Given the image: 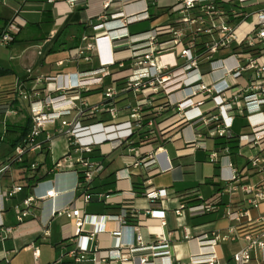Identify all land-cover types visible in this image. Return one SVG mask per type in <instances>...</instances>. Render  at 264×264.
Wrapping results in <instances>:
<instances>
[{
	"label": "built area",
	"instance_id": "1",
	"mask_svg": "<svg viewBox=\"0 0 264 264\" xmlns=\"http://www.w3.org/2000/svg\"><path fill=\"white\" fill-rule=\"evenodd\" d=\"M57 1L47 0L52 4ZM62 1L72 7L78 2ZM133 5L139 8L130 9ZM123 7L119 13L99 16L93 25V35H84L76 48V57L86 62L100 57L98 67L46 76L42 90L18 88V96L29 103L30 127L26 136L0 160V239L8 238L15 228L2 218L5 202L24 187L14 179L5 181V178L17 171L27 174L38 168L39 162L31 160V156L46 153L54 138L62 135L68 142V151L56 161L52 171L62 174L66 166L71 167L70 172L76 178L75 188L81 192L75 200L80 205L71 202L55 207L49 220L59 215L74 222L79 239L73 256L76 261L85 259L95 232L82 234L84 224L92 222L93 217L84 212L83 206L94 197L92 187L96 176L104 170L107 161L125 150L136 158L133 165L144 168L150 177L160 172V153L143 154L137 142L161 138L165 126L159 119L170 114L169 118L178 117L187 148L209 151L212 160L229 159V195L232 198L238 193L244 195V199L229 205L227 216L235 222L233 227L194 237L187 230L184 238L195 239L198 250L182 264H224L218 246L237 241H244L245 245L232 256L236 264H264L255 256L264 250V212L257 216L251 214L253 208L264 203V178L259 182L250 180L252 173L264 172V0H177V9L171 10L175 17L137 34H131L128 26L151 17L149 3L133 0ZM116 17L122 19L123 25L108 29L106 22ZM26 24L21 9H17L0 30V46H10ZM105 43L109 44L111 53L129 52L130 63L115 57L103 61ZM50 83L54 88L49 87ZM95 87L100 90V100L90 103L84 94L93 92ZM122 113L129 115L131 134L117 139L102 159H95L92 154L96 145L82 142L79 136V129L85 128L83 120L107 114L109 119L117 121ZM238 116L245 119L247 131L233 135ZM230 137L238 144L236 152L232 153L227 144L219 150H209V139L229 140ZM244 146H249L252 153L244 156L246 163L239 167L232 155L243 156ZM124 181L129 182L128 187L122 186ZM146 182L148 186L140 192L141 196L153 203L167 198V188H155L150 178ZM117 188L135 192L130 176L118 177ZM31 189L15 206L18 224L34 217L46 200L59 194L51 178L37 182ZM189 195L185 193L184 198ZM200 198V203L192 205L181 200L178 214L188 210L197 216L214 210L221 193L210 198L200 195ZM127 216L125 209L101 215L103 219L114 218L123 226H127ZM144 216L166 223L163 210L149 209ZM134 228L139 229V222ZM121 234V229L113 232L114 236ZM137 241L142 244L140 233ZM120 246L118 254L111 256V262L123 261L136 250L133 243ZM146 248L153 249L154 259L171 251L168 237L162 233ZM38 255L36 251L35 256ZM148 261L149 257L139 259L141 264ZM9 263L7 257L6 264Z\"/></svg>",
	"mask_w": 264,
	"mask_h": 264
},
{
	"label": "crops",
	"instance_id": "2",
	"mask_svg": "<svg viewBox=\"0 0 264 264\" xmlns=\"http://www.w3.org/2000/svg\"><path fill=\"white\" fill-rule=\"evenodd\" d=\"M132 1L78 0L72 7L62 0L53 4L48 2L24 3V0H0V14L4 20L7 18L10 21L17 9H21L23 17L27 15L31 19L22 28L15 43L8 47L0 46V67L12 70L11 74L0 76V107L6 108L0 112V160L12 151L11 144L20 136L13 131L6 132L7 124L22 128L28 126V130L30 127L29 103L17 95L18 88L21 86L28 89L35 87L42 90L46 85V76L81 72L98 67L101 64L98 56H95L92 62L76 57L78 47H72L75 40L81 45L84 35H93V25L99 16L103 13H119L126 3ZM147 2L151 17L132 22L128 26L131 34L145 32L153 25L176 16L171 10L177 9V0H147ZM131 7L130 9H137L139 5ZM4 20L1 21L0 27L3 26ZM122 25V19L117 17L106 22L108 29ZM106 43L103 61L109 60L111 53L109 44L106 45ZM56 52H63L66 56L48 62V58ZM128 54L127 51H120L113 52L111 56L118 59L124 58L126 64H129ZM49 87L54 88V84L50 83ZM95 88L93 92L84 94L90 103L100 100V90L98 87ZM15 96L19 100L17 106L11 102ZM169 117L170 114H166L159 119L165 126L161 138H152L143 142L138 140L137 142L143 154L160 153V172L150 177L144 168L133 165L136 158L131 152L125 150L107 161L104 170L96 176L92 187L94 197L83 206L86 214L93 215L92 222L84 224L82 232L84 235H90L92 232L95 234L90 241L91 248L82 261H76L73 256L79 239L74 222L66 216L59 215L49 220L55 207L71 202H75V206L80 205V202L75 200L79 198L81 192L75 188L76 178L75 174L70 172L71 167L66 166L63 169L66 172L62 174L56 175L52 171L56 161L63 156L55 155L56 140L65 137L56 136L46 153L31 156V160L39 162L38 168L41 173L49 170L52 172L49 178L53 179L59 194L46 200L36 211V215L23 223H17L15 206L32 192L31 187L27 186L25 181L29 173L17 171L12 176H7L5 181L14 179L24 187L14 198L5 202L6 211L2 214V218L5 223L15 225V228L8 238L0 239V264H6L7 257L10 258L9 264H141L139 259L142 257H149V261L145 264H182L188 262L189 257L198 250L195 239L184 238L187 230L194 237L233 227L235 222L227 216L229 205L244 199V195L238 193L234 198L229 195L227 187L230 175L229 159L221 157L219 160H212L209 151L187 148L182 138L180 122L176 120L178 117ZM169 119L171 121L164 124ZM101 122L106 125L116 123L130 126L128 113H122L117 121L109 119L107 114L88 117L83 120V125L87 127ZM246 131L245 119L238 116L232 134L237 135ZM117 139L95 144L96 150L92 157L102 159ZM216 141V139L208 140L209 150L221 148L215 144ZM242 155H232L233 162L239 167H243L246 163L244 157L246 155L243 152ZM124 176H130L134 194L117 188L118 177ZM148 178L151 179L155 188L168 189L167 198L153 203L140 195V192L148 186L146 182ZM263 178L264 172L252 173L250 180L259 182ZM121 184L124 187L129 186V182L126 181ZM203 184L207 187L203 188L201 186ZM39 192H43V187L39 189ZM185 193H190L189 196L199 193L204 198L221 193V198L214 210L197 216H192L188 210H184L180 215L177 211ZM107 195H109L108 199ZM123 209L127 210L128 214L127 226L121 225L114 218L103 219L101 217L107 213L115 214ZM149 209L165 211L166 223H162L157 218L145 217L144 214ZM262 212H264V203L251 210L253 216ZM138 222L139 229H136L134 226ZM120 229L122 234L114 236L113 232ZM139 233L142 235V244L137 241ZM160 233L168 237L171 251L154 259L153 249L146 247L153 245L156 235ZM125 243H133L136 250L132 251L130 256L123 261L111 262V256H116L120 245ZM244 245V241L220 244L217 251L222 263L236 264L232 256ZM36 251H38V256H35ZM255 256L264 262V250L258 251Z\"/></svg>",
	"mask_w": 264,
	"mask_h": 264
},
{
	"label": "rangeland",
	"instance_id": "3",
	"mask_svg": "<svg viewBox=\"0 0 264 264\" xmlns=\"http://www.w3.org/2000/svg\"><path fill=\"white\" fill-rule=\"evenodd\" d=\"M65 56L66 54H64L63 52L53 53L48 58V62L57 60L59 58H63ZM169 121H171V119L164 122V124ZM130 134H131L130 126L124 124H116V123L106 125L105 123L101 122L95 125H90L85 128L79 129V136L81 137L82 142L92 143L94 141V144L101 143L104 141L106 142L111 141L117 138L128 137ZM67 151H68V142L66 141V139L65 138L57 139L55 155L61 156L64 155ZM242 152L246 156H249L252 153L249 146H244L242 148ZM201 186L203 188L207 187L206 184H203Z\"/></svg>",
	"mask_w": 264,
	"mask_h": 264
},
{
	"label": "trees",
	"instance_id": "4",
	"mask_svg": "<svg viewBox=\"0 0 264 264\" xmlns=\"http://www.w3.org/2000/svg\"><path fill=\"white\" fill-rule=\"evenodd\" d=\"M24 1H25L24 3H26V2H47V0H24ZM22 9H23V7H22ZM24 17L27 19L28 22L31 21V19L27 15H25ZM2 20H4V18L0 14V23H1ZM8 22L9 21L7 20V18H5V20L3 22V26L0 27V30L3 27H5ZM16 41H17V37L12 42V44L15 43ZM79 45H80V42L75 40V42H74L72 47H79ZM11 73H12V70L0 67V76L1 75H5V74H11ZM12 92L16 93V92H14V90H12ZM12 92H10V93H12ZM18 101L19 100H18V98H16V96L11 99L12 104H16V106H17V102ZM4 109H6V108L0 107V112H2ZM27 128H28V126H24V128H22L20 126H13L12 124H7L6 132L13 131L14 133L20 135L19 138L15 139L13 144H11V147H14L16 145L15 143H17V142L19 143L22 140L23 136L27 134V130H28ZM216 140L217 141L215 142V144L217 146L223 147L225 144L229 145L230 148H231L232 153L236 152V150L238 149V144H237L236 140L233 137H230L229 140H226L224 138H219V139H216ZM51 175H52V172H50V170L46 171L44 173H41L39 168L33 169L25 177L26 185L29 186V187H32L37 182L45 180V179L51 177ZM201 200H202V198H200L199 194L195 195V196H188V197H185V198L182 199L183 203L191 204V205L192 204H198V203L201 202Z\"/></svg>",
	"mask_w": 264,
	"mask_h": 264
},
{
	"label": "water",
	"instance_id": "5",
	"mask_svg": "<svg viewBox=\"0 0 264 264\" xmlns=\"http://www.w3.org/2000/svg\"><path fill=\"white\" fill-rule=\"evenodd\" d=\"M111 54H112V53H110L109 59H111V57H112Z\"/></svg>",
	"mask_w": 264,
	"mask_h": 264
}]
</instances>
